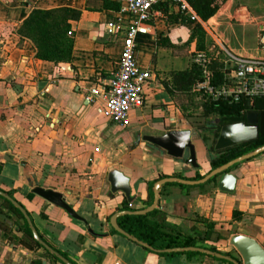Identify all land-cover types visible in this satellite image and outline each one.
Wrapping results in <instances>:
<instances>
[{"label": "crops", "instance_id": "crops-1", "mask_svg": "<svg viewBox=\"0 0 264 264\" xmlns=\"http://www.w3.org/2000/svg\"><path fill=\"white\" fill-rule=\"evenodd\" d=\"M85 4L86 0H0V189L14 191L13 198L23 205L47 243L67 251L82 264H228L206 254L192 258L184 254L160 256L111 232V217L123 211L121 207L129 201L122 192L110 193V171L119 169L131 178L135 211L153 203V187L159 179L197 180L198 172L207 175L213 170L215 135L209 134L207 146L199 143V169L157 152L143 140L145 135H163L184 125L197 127L183 109L191 100L190 93L201 92L196 86L190 92L177 90L172 81L173 72L187 69L192 60L183 68L169 70L166 77L159 73V51H171L160 46V39L168 38L178 45V35L186 32L187 40L197 24H170L168 17L160 31L141 38L137 56L156 73L145 88L144 106L134 109L128 124L120 126L106 118L99 105L85 101L88 89L98 79L110 78L117 69L121 41L110 37L107 27L119 11H88ZM61 7L83 10V15L70 21L74 33L71 62L57 65L37 58L35 44L22 38L18 28L34 9ZM231 23L243 30L242 35L247 27L260 29L264 24V0H227L208 22L217 28ZM232 49L245 55H264V49L258 53L262 50L259 47L256 52L244 47ZM169 62L181 63L175 56ZM261 164L264 153L234 167L232 171L241 178L232 193L219 190L217 180L204 186L182 184L190 188L180 183L164 185L157 209L165 216V225L185 236L203 237L207 224L213 223L216 232L228 239L218 242L220 249L241 259L229 244L230 237L240 229L256 231L259 240L264 241ZM27 177L40 187L65 194L86 223L71 218L65 209L34 193ZM234 211L241 215L234 217ZM228 225L234 229L229 230ZM89 229L103 236H95ZM22 236L16 228L11 232L0 228V264H35L40 258L38 252L22 246ZM10 244L17 247L15 256ZM42 260L62 264L50 258Z\"/></svg>", "mask_w": 264, "mask_h": 264}, {"label": "trees", "instance_id": "trees-1", "mask_svg": "<svg viewBox=\"0 0 264 264\" xmlns=\"http://www.w3.org/2000/svg\"><path fill=\"white\" fill-rule=\"evenodd\" d=\"M193 9L200 17L202 23H208L212 17H214L221 7L227 2V0H187ZM23 5H28L27 1H22ZM85 9L88 11H104L114 10L119 11L121 9V1L119 0H86ZM169 12V23H186L189 19L180 12L170 11L169 6L166 7ZM83 10L72 7H61L56 9H34L31 11L29 17L18 28V32L22 38H29L36 46V57L42 60H48L55 62L57 65L61 62H71L74 49V33L71 28V20H79L82 18ZM202 23H198L191 32L190 41L195 40L196 51H209L212 46L207 43V31ZM160 46L170 49L178 48V45L172 43L168 38L160 39ZM95 54H99L95 52ZM212 69L217 73V79H220V63L214 62ZM202 80L201 68L194 63L185 70L173 72V85L177 90L183 92H190L199 81ZM205 113L217 114L220 123L218 126V132L214 138L217 139L219 130L223 125L238 123L246 120V114L249 111H264V98H257L252 103L250 101H240L235 103H229L227 101L218 100L212 101L210 99L203 103ZM214 139V140H215ZM264 145V135H259L256 140L241 143L223 150L216 151V155L211 160L212 168L215 169L255 148ZM3 165L0 162V174L2 173ZM205 175L199 172L196 175V179H201ZM215 182L213 179L211 182ZM204 186L203 184H201ZM185 188V185L180 184ZM12 197L14 191L8 192ZM152 196L153 193H152ZM3 203L1 206L7 207L10 212L16 215L15 227H10L6 223L0 221V228L11 232L14 228L23 233L20 243L22 246L34 250L39 253L40 258L35 261V264H43L42 258H50L53 262H60V259L52 255L47 251L35 238L33 232L29 226V223L25 219L23 213L14 206L9 200L0 196ZM133 203L128 202L121 207V210L133 211ZM241 215L240 211H234L233 216L238 217ZM21 222V223H20ZM119 225L127 231L129 234L136 236L139 240H142L154 249H166L173 247H185V246H202L205 242L208 243L205 247L213 251H219L224 254L232 255L231 251H223L220 249L218 242L226 239L221 234H218L217 241H212V235L216 232V225L213 223L207 224L206 232L203 237L185 236L181 233L168 228L165 225V216L156 208L154 211L145 214H125L118 218ZM38 230V229H37ZM39 232V231H38ZM112 234H119L112 228ZM40 234V232H39ZM41 238L46 241L42 235ZM95 237V236H94ZM227 240V239H226ZM56 249L60 254L68 258L74 264H82L79 259L72 257L67 251H63L59 248ZM39 250H43L40 253ZM150 250V249H148ZM152 251V250H150ZM155 252L160 256L174 257L179 254H184L189 258L194 256H205L200 252H184V253H164ZM214 257V256H213ZM224 263L233 264L225 259H219ZM63 264V263H62Z\"/></svg>", "mask_w": 264, "mask_h": 264}, {"label": "built area", "instance_id": "built-area-1", "mask_svg": "<svg viewBox=\"0 0 264 264\" xmlns=\"http://www.w3.org/2000/svg\"><path fill=\"white\" fill-rule=\"evenodd\" d=\"M167 6L191 23H202L187 0H122L119 15L108 24L109 36L121 41L118 66L110 78H100L88 89L85 101L99 105L100 112L116 125H127L133 109L145 104V88L156 72L154 67L140 62L137 51L142 37L157 33L165 25L169 17ZM202 24L211 31L208 23ZM260 27L264 45V24ZM191 60L202 71L196 89L208 99L252 103L264 98V55L239 53L219 37L209 51H195ZM215 61L220 63L219 80L212 69Z\"/></svg>", "mask_w": 264, "mask_h": 264}, {"label": "water", "instance_id": "water-1", "mask_svg": "<svg viewBox=\"0 0 264 264\" xmlns=\"http://www.w3.org/2000/svg\"><path fill=\"white\" fill-rule=\"evenodd\" d=\"M218 132L216 129L213 134ZM259 135H264V111H249L246 114V120L238 123H231L223 125L219 130V135L215 143V150H223L241 143L256 140ZM209 134L204 132L203 128H193L192 125H184L169 130L163 135H145L143 136L144 142L151 148H154L157 152L165 154L167 157L174 159L178 162L189 164L192 167L199 169L198 153L200 151V142L207 146ZM264 153V145L255 148L248 153H245L209 172L201 179L189 180L180 177H165L159 179L153 187L154 201L145 209L142 210H123L115 213L111 219L110 224L119 234L127 237L128 239L138 243L139 245L156 252L164 253H184V252H200L206 255L214 256L219 259H225L233 264H264V241L259 240V234L256 231H252L248 228L240 229L239 233L233 235L229 239V244L233 246L241 255V259H237L234 256L224 254L219 251H213L206 247L199 246H185V247H173L166 249H154L148 243L139 240L136 236L129 234L118 223V218L125 214H139L145 215L154 211L160 203L161 188L170 183H180L185 185H201L210 182L211 180H217V188L221 191L232 193L236 190L237 185L240 182V176L234 173L232 170L240 163L257 157ZM211 156V155H210ZM264 167V164H261ZM29 185L32 187L34 193L43 197L44 199L62 207L67 211L71 218L78 219L86 223V219L82 217L74 207L67 201V196L59 191L40 187L30 177H27ZM110 183V193L117 194L119 192L124 193L129 202H133L135 199L132 196L131 178L128 177L123 171L114 169L110 171L108 176ZM0 196L9 200L14 206H16L24 215L25 219L29 223V226L33 232L34 238L52 255L58 257L63 264H74L68 258L60 254L54 247L44 241L33 220L26 209L16 199H14L9 193L0 189ZM16 215L5 207L1 206L0 209V221L6 223L10 227H14ZM90 233L95 236H103L101 233H97L92 229H89ZM218 233L215 232L212 235V241H217ZM228 242V239L225 240ZM10 250L15 256L17 247L14 244H10ZM13 258V257H12ZM50 262V260L48 261ZM47 261H43L46 264Z\"/></svg>", "mask_w": 264, "mask_h": 264}, {"label": "rangeland", "instance_id": "rangeland-1", "mask_svg": "<svg viewBox=\"0 0 264 264\" xmlns=\"http://www.w3.org/2000/svg\"><path fill=\"white\" fill-rule=\"evenodd\" d=\"M214 25L216 26V22ZM214 25L209 26L211 31H207V43L209 46L215 45L216 38L220 37L229 48L234 47H244V49H248V51L256 52L257 47L261 48L258 53L262 52L264 49V45L262 43L263 32L256 28V26L247 27L246 32L242 35L243 30L238 27L237 24H232L230 26H225L222 28H217ZM183 28V27H182ZM185 31L186 27H185ZM180 36L178 35V48L170 49L168 51L166 49H162L159 51V56L161 55L160 59V69L159 73L162 74L161 77H166L167 73L171 69L176 68H183L191 62L192 55L196 50V42L195 40L190 41V38L186 39V32H182ZM184 35V36H182ZM242 44V45H241ZM255 48V49H254ZM173 56L178 57L181 63L174 64L170 63L169 59L173 58ZM172 72V71H170ZM194 94L190 93L191 100L187 103L183 110H186L188 116L190 117L191 122L196 124V126L201 124H206L207 121H212L218 119V115L214 113H205V109L203 103L206 102L208 99L207 95L198 92H193ZM179 104H181L180 99H178ZM134 111V109H133ZM130 121V119H129ZM229 230H233L234 227L230 225L227 226ZM228 247V246H227ZM230 247V246H229Z\"/></svg>", "mask_w": 264, "mask_h": 264}, {"label": "flooded vegetation", "instance_id": "flooded-vegetation-1", "mask_svg": "<svg viewBox=\"0 0 264 264\" xmlns=\"http://www.w3.org/2000/svg\"><path fill=\"white\" fill-rule=\"evenodd\" d=\"M220 123V119L218 118L216 121H207L206 124L198 125L196 128H203L205 133L210 135H214L213 132L218 128Z\"/></svg>", "mask_w": 264, "mask_h": 264}]
</instances>
